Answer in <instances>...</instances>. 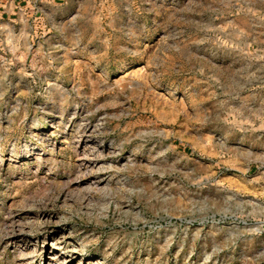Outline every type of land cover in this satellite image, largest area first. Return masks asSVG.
<instances>
[{"label":"rangeland","instance_id":"rangeland-1","mask_svg":"<svg viewBox=\"0 0 264 264\" xmlns=\"http://www.w3.org/2000/svg\"><path fill=\"white\" fill-rule=\"evenodd\" d=\"M40 1L0 12V264H264V0Z\"/></svg>","mask_w":264,"mask_h":264},{"label":"crops","instance_id":"crops-1","mask_svg":"<svg viewBox=\"0 0 264 264\" xmlns=\"http://www.w3.org/2000/svg\"><path fill=\"white\" fill-rule=\"evenodd\" d=\"M50 2H53L55 5L57 3L60 4L59 0H50ZM63 2H67V0H63ZM40 5V0H0V12L2 14L13 15L25 12L26 10H39Z\"/></svg>","mask_w":264,"mask_h":264}]
</instances>
